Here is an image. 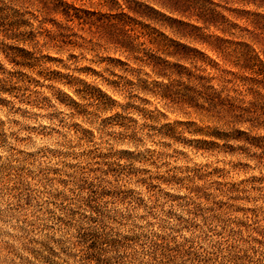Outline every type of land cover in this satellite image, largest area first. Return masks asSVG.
I'll list each match as a JSON object with an SVG mask.
<instances>
[{"label": "clouds", "instance_id": "1", "mask_svg": "<svg viewBox=\"0 0 264 264\" xmlns=\"http://www.w3.org/2000/svg\"><path fill=\"white\" fill-rule=\"evenodd\" d=\"M6 45L33 51L0 31V264L53 261L35 241L61 264H83L78 238L97 249L92 264H264V145L241 135L264 137V117L246 111L264 106V93L114 67L83 39L49 49L61 63L19 68ZM85 85L100 99L78 91ZM221 93L238 115L218 106ZM166 95L211 115L153 102ZM202 141L221 147L200 152Z\"/></svg>", "mask_w": 264, "mask_h": 264}, {"label": "rangeland", "instance_id": "2", "mask_svg": "<svg viewBox=\"0 0 264 264\" xmlns=\"http://www.w3.org/2000/svg\"><path fill=\"white\" fill-rule=\"evenodd\" d=\"M262 8L264 0H0V31L8 38L33 46V51L19 45L5 46L11 53L10 61L19 68L35 67L41 59L61 63L58 57L47 55L49 49H75L83 39L107 49V59L114 67L143 65L157 73L187 76L193 84H203L207 90L224 88L229 94L242 92L254 96L264 93V12L259 10ZM33 21L37 22L38 32L20 31L31 27ZM40 52L44 53L42 57ZM85 71L100 75L95 69ZM49 76L57 79L60 73L53 71ZM11 91H15L14 85ZM78 91L97 100L103 94L88 85ZM216 100L225 113L238 115L235 105L219 103L225 100L223 93ZM153 102L161 107L165 103L175 105L193 116L199 112L205 118L211 115L194 107L188 98L179 100L166 95ZM246 111L264 117V106L259 104ZM216 135L225 138L221 133ZM241 135L253 146L264 145V137ZM220 147L215 141H202L198 151L214 152ZM57 219L64 223L61 217ZM35 242L53 256V261L46 259L45 264H61L58 254L43 241ZM82 244L81 261L92 264L91 257L97 249L90 239L78 238L74 246ZM62 251L75 260L76 253Z\"/></svg>", "mask_w": 264, "mask_h": 264}]
</instances>
